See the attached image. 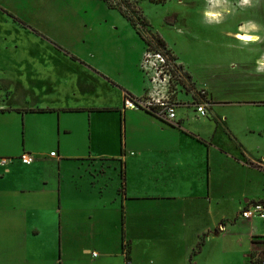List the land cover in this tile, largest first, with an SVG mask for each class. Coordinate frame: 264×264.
Returning <instances> with one entry per match:
<instances>
[{"label":"crops","instance_id":"1","mask_svg":"<svg viewBox=\"0 0 264 264\" xmlns=\"http://www.w3.org/2000/svg\"><path fill=\"white\" fill-rule=\"evenodd\" d=\"M209 6L205 12L238 10L230 0ZM253 8L251 2L243 10ZM221 17L205 16L204 23L216 25ZM12 27L14 41L27 39L40 47L13 51L0 63V229L4 230L1 220H7L8 230L29 239L0 240L3 249L35 243L44 225L54 234L55 242L49 240V246L58 250L51 257L54 264L57 260L81 264L84 252L98 246L111 250L110 234H121L117 247L126 264H240L237 253L228 254L221 242L212 241L236 234L228 227L243 220L253 245L249 261L255 264L251 256L258 251V236H264V221H249L238 214L230 224L224 209L227 203L241 202L245 207L256 202L246 191L252 170L264 183V154L254 158L245 145L246 139H255L262 147L264 116L248 114L264 109V100L220 102L227 110H244L248 118L217 116L214 78L218 76L210 74L211 65H203L207 74L201 79L182 64L188 81L206 89L212 106L206 117L199 118L189 105L190 96L180 95L185 105L178 108L173 126L149 112L124 107L126 95L140 98L146 91L144 77L137 82L146 49L137 29L143 44L137 41L135 52L117 51L95 60L91 53L85 58L36 28ZM225 33L234 34L240 49L256 51L254 70L264 75L256 70L264 59V21L245 19ZM244 35L256 40L242 42L239 38ZM104 59L109 64L115 60L122 70L111 73L99 62ZM3 63L10 72H5ZM107 89L119 96L116 103H84V98H99L100 91ZM209 115L215 123L206 132L199 125L212 123L204 121ZM22 154H29L33 162L23 164ZM121 169L125 171L122 193ZM263 201L264 197L259 202ZM202 236V250L193 254ZM112 257L102 255L95 264H107Z\"/></svg>","mask_w":264,"mask_h":264},{"label":"rangeland","instance_id":"2","mask_svg":"<svg viewBox=\"0 0 264 264\" xmlns=\"http://www.w3.org/2000/svg\"><path fill=\"white\" fill-rule=\"evenodd\" d=\"M159 1L162 3L155 4L150 0H138L133 6L138 8L140 12H132L131 7L123 0H111L115 9H110L102 0H0V63L5 62L4 58L8 53L40 47L39 44L27 39L14 41L16 38L13 35L12 26L19 27L20 25L17 22L19 26L14 24V19L11 16L18 18L32 29L36 28L43 33L45 32L47 36L65 45L68 50L85 58H87L88 53H91L97 60L96 58L107 53L135 52L133 46L136 42L138 41L139 44H143V42L140 41L131 23L116 9L120 7L123 8L129 19L137 23V28H140L138 25H141L150 36L158 33L167 40L170 48L177 55L178 61L184 65L187 71L190 70L202 79L207 74L203 65H211L210 70L214 71L210 74L213 76L216 73L218 76L214 78L218 95L215 98L218 102L215 104L218 106L217 116L226 113L228 115H242L243 119L248 118L244 115L247 114L243 112L244 110H227L220 102L239 103L264 100V85L258 87V82L264 81V75L255 73L254 57L257 55L256 51L240 49L235 45L237 42L234 34L232 36L230 33L226 35L225 31H233L238 23L245 19L264 21V0H248L247 3H244L243 0H230L238 10L233 14L227 10L221 11L218 16L223 15V17L217 18L218 23L212 26H206L204 23L205 10H209V5L212 2L219 3V0H211L212 2L210 0ZM221 2L226 4V0H220ZM251 2L255 4V8L243 10V8L250 7ZM6 20L10 22L6 23ZM19 30L23 31L22 27H19ZM88 60L90 61L89 58ZM101 61L109 67L111 73L118 70V67L115 66V60H111V64L105 59L99 60V62ZM1 66L5 72H10L8 64L3 63ZM129 68L132 69V66L130 65ZM138 74H140V80L138 79L137 82L140 83L144 77L140 67ZM132 75L135 77L134 74ZM89 79L92 80V78ZM100 93L103 95L99 98L97 96L84 98V103L106 105L114 104L119 100V96L108 89L100 91ZM253 111V113L249 112L248 115L264 116V109H254ZM213 117V115H209L207 120H204L212 122L208 125L196 124L204 128L206 132L212 131L215 123ZM254 140L246 139L245 145L254 158H260L264 154V137L261 148ZM111 174H114L112 170L109 176ZM255 175H257L256 171L252 170L249 173L251 182L246 185V191L250 196V201L259 202L264 197V183ZM111 178L113 177L111 176ZM244 204L241 202L227 203L224 214L230 224L234 223ZM1 221H3L4 230L0 229V240L7 243L9 238L14 236L23 243L25 240H29L20 233L14 235L16 231L11 230V228L7 229L9 222L4 219ZM237 223L238 225L234 228L228 227V231L236 234H225L220 239H213L212 242H221L228 254L237 253L240 264H250L248 255L253 245L250 237L246 235L247 230L244 228V221L238 220ZM25 224L28 226L27 223ZM27 229L29 228L27 227ZM38 232L35 243H27L24 248L18 246L16 249L5 250L6 248L3 249L0 246V264H35L33 261L36 264L39 262L41 264H54L51 262V257L55 256L58 250L56 251L55 247L49 246V240L53 239L55 242L54 234L44 225L39 227ZM120 235L110 234L112 247L109 248L111 249L109 251L98 246L95 250L84 252L81 264H95L97 258L102 255L113 256L107 259V264H126L122 254L119 256L120 252L117 247ZM258 238H261L256 241L259 244L258 251H254L251 259L264 260V236L261 235ZM94 253L98 255L95 257L93 256ZM55 264H59L58 260Z\"/></svg>","mask_w":264,"mask_h":264},{"label":"built area","instance_id":"3","mask_svg":"<svg viewBox=\"0 0 264 264\" xmlns=\"http://www.w3.org/2000/svg\"><path fill=\"white\" fill-rule=\"evenodd\" d=\"M140 29L148 44L139 62L140 70L144 74L146 91L140 98L126 95L124 107L149 112L174 126L178 121V108L185 105L180 95L188 94L191 100L189 105L194 107L198 117H206L212 106L206 89L197 88L188 81L186 70L174 52L168 47L164 49L158 47L152 36L147 34L143 27ZM54 156L55 152L50 153V157ZM20 160L26 165L33 162L29 154H22ZM240 216L249 221L254 219L264 221V202L248 204L241 209ZM255 264H264V260L256 259Z\"/></svg>","mask_w":264,"mask_h":264},{"label":"trees","instance_id":"4","mask_svg":"<svg viewBox=\"0 0 264 264\" xmlns=\"http://www.w3.org/2000/svg\"><path fill=\"white\" fill-rule=\"evenodd\" d=\"M102 1H104L106 4H107V6L110 8V9H115L114 8V6H112V4H111V0H102ZM125 3H127V5L128 6H130L131 7V11L132 12H140V10L138 9V8H136L135 6H133V5H135V3L138 1V0H123ZM151 2H153V3H155V4H158V3H162V1H159V0H150ZM120 13H121V15L124 17V18H126L130 23H131V25L135 28V29H137V33H138V35L141 37V39L143 40V41H145V44H146V47H147V41L145 40V37H144V35H143V33L141 32V29L140 28H137L136 27V25H137V23L135 22V21H133V20H131V19H129L127 16H126V14H125V11L123 10V8H116ZM13 19H14V21H16L19 25H21V26H23V27H25V28H29V27H27L21 20H19L18 18H16V17H14V16H11ZM143 21H145V20H143ZM139 27H143V26H141V25H138ZM32 30V29H31ZM32 31H34V30H32ZM152 38H153V40L157 43V46L158 47H161V48H167V46H166V44H165V42H164V40L159 36V34H152ZM73 59L74 60H76V58H74L73 57ZM191 136H193V137H196L195 135H193V134H190ZM200 140V139H199ZM200 141H202V140H200ZM251 165V167H253V168H257V169H263L261 166H259V165H256V164H250ZM121 176H122V179H123V183H122V186H121V189L119 190V192L120 193H122L123 191H124V182H125V171H124V169H121ZM264 202V201H263ZM204 237L205 236H202L201 237V239H200V241L198 242V245H197V248H196V250H194V252H193V254H197V253H199L201 250H202V247H203V245H204ZM122 250H123V253L127 256V254H126V250H125V244H124V239H123V246H122Z\"/></svg>","mask_w":264,"mask_h":264},{"label":"clouds","instance_id":"5","mask_svg":"<svg viewBox=\"0 0 264 264\" xmlns=\"http://www.w3.org/2000/svg\"><path fill=\"white\" fill-rule=\"evenodd\" d=\"M244 3H247L248 0H243ZM219 13H214V12H205V16L215 19L216 17H218ZM258 65L259 67L256 69L258 72L260 71H264V59H261L260 61H258Z\"/></svg>","mask_w":264,"mask_h":264},{"label":"bare ground","instance_id":"6","mask_svg":"<svg viewBox=\"0 0 264 264\" xmlns=\"http://www.w3.org/2000/svg\"><path fill=\"white\" fill-rule=\"evenodd\" d=\"M240 40H242V41H244V42H247V41H254V40H256V38L255 37H253V36H246V35H244V36H241L240 38H239Z\"/></svg>","mask_w":264,"mask_h":264}]
</instances>
